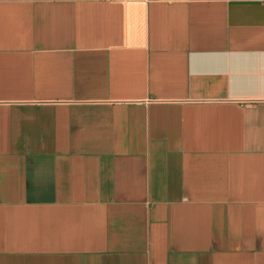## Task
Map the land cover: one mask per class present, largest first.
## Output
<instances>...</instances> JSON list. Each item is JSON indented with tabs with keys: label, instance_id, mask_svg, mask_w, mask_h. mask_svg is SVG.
Returning <instances> with one entry per match:
<instances>
[{
	"label": "crops",
	"instance_id": "crops-1",
	"mask_svg": "<svg viewBox=\"0 0 264 264\" xmlns=\"http://www.w3.org/2000/svg\"><path fill=\"white\" fill-rule=\"evenodd\" d=\"M0 264H264V0H0Z\"/></svg>",
	"mask_w": 264,
	"mask_h": 264
}]
</instances>
